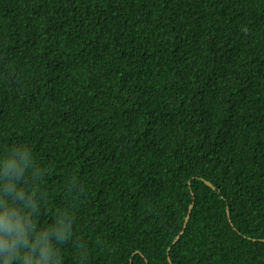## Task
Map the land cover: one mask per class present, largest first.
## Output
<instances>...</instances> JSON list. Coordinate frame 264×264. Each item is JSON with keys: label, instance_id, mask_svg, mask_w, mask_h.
Listing matches in <instances>:
<instances>
[{"label": "trees", "instance_id": "obj_1", "mask_svg": "<svg viewBox=\"0 0 264 264\" xmlns=\"http://www.w3.org/2000/svg\"><path fill=\"white\" fill-rule=\"evenodd\" d=\"M18 142L64 264H264V0H0Z\"/></svg>", "mask_w": 264, "mask_h": 264}, {"label": "clouds", "instance_id": "obj_2", "mask_svg": "<svg viewBox=\"0 0 264 264\" xmlns=\"http://www.w3.org/2000/svg\"><path fill=\"white\" fill-rule=\"evenodd\" d=\"M41 171L32 147L18 142L0 153V264H64L62 245L75 234L72 207L39 220L45 196L36 181ZM77 260L85 247L77 244Z\"/></svg>", "mask_w": 264, "mask_h": 264}, {"label": "water", "instance_id": "obj_3", "mask_svg": "<svg viewBox=\"0 0 264 264\" xmlns=\"http://www.w3.org/2000/svg\"><path fill=\"white\" fill-rule=\"evenodd\" d=\"M205 181H206V183H207L208 185L212 186V183H211V182H209L208 180H205ZM192 208H193V204L190 205V207H189V211H188V213H187V215H186V218H185L184 227H186V225H187V223H188V221H189V218H190V215H191ZM181 233H182V231H181ZM178 238H179V235H177V237H176V239H175L174 241H176Z\"/></svg>", "mask_w": 264, "mask_h": 264}]
</instances>
